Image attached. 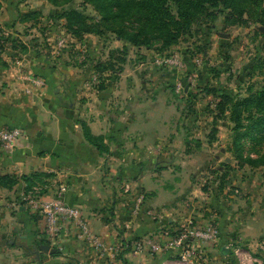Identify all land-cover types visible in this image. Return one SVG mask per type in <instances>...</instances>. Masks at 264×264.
Segmentation results:
<instances>
[{
	"label": "crops",
	"instance_id": "0c3cea01",
	"mask_svg": "<svg viewBox=\"0 0 264 264\" xmlns=\"http://www.w3.org/2000/svg\"><path fill=\"white\" fill-rule=\"evenodd\" d=\"M16 36L0 55V129L22 130L13 149L0 145V176L17 179L12 188H0V264L173 261V254L133 255L125 249L111 262L79 241L71 228L51 241L43 215L31 205L49 200L79 207L92 232L109 244L151 236L163 242L162 233L211 225L220 232L209 248L211 264H241L233 252L239 247L249 257L246 264H264V197L251 192L255 197L244 203L218 202L195 179L203 174L200 163H187L214 155L220 136L211 144L194 136L167 99L166 87L141 86L140 72L125 70L129 60L118 74L105 75V86L91 87L82 72L63 66L65 55L53 62L46 44H29L35 36ZM192 92L185 89L186 96ZM195 107V117L186 118L192 130L194 125L199 129L204 116ZM221 122L214 121L216 129ZM83 124L99 138L102 150L86 140ZM193 142L199 144L196 151L187 148ZM44 245L56 253L42 251ZM223 248L230 253L223 254Z\"/></svg>",
	"mask_w": 264,
	"mask_h": 264
},
{
	"label": "rangeland",
	"instance_id": "374dc122",
	"mask_svg": "<svg viewBox=\"0 0 264 264\" xmlns=\"http://www.w3.org/2000/svg\"><path fill=\"white\" fill-rule=\"evenodd\" d=\"M47 1L0 0L3 49L7 42L15 40L12 39L14 34L15 38H18L17 34L35 36L28 38L31 46L42 48L46 44L50 49L48 54L55 58L53 62L63 59L62 55H65L63 66L73 67L76 73L82 72L87 85L98 88L106 85V74H118L123 69V63L129 60L125 70L132 71L134 68L140 72L141 86L147 89L166 87L167 99L180 109L179 119H185L184 126L193 131L194 136L201 135L205 142L208 138L209 144L217 135L220 136L217 152L213 153L219 155L218 159L212 155L207 159L198 157L187 160L190 165L200 163L198 167H202L203 174H197L195 179L205 186L207 192L212 193L218 202L224 203H244L255 197L252 193L257 194V198L264 197V166L253 167L247 162L251 157L258 159L264 156V129L244 127L240 131L242 136L237 148L233 143L235 125L229 119L231 104L236 100L247 98L250 94L264 93V32L260 30L264 27V0H249V14L241 18L233 16L220 2L195 7L189 0H179V4L187 7L190 13L186 17V24L182 22L174 28L176 42L171 43L166 31L144 18L143 26L149 32L140 37V41H150V46L140 47L122 41L110 32H103L101 36L90 34L92 37L87 39L88 34L82 41L73 39L64 28L66 21L61 17L64 12L77 10L97 22L101 20L100 13L84 0H71L65 6L56 7ZM241 4H245L244 0ZM138 7L133 3L126 6L125 11L131 9L136 12ZM170 9L173 15L178 16L179 5L170 1ZM20 21L24 23L18 27L21 32L15 29ZM137 25L140 23L135 19L126 24L134 32L139 31ZM33 27L36 30L30 33ZM41 38H45V43ZM59 41L64 44L60 45ZM179 85L181 90H178ZM186 88H192V95H185ZM225 97L229 99L224 101ZM223 101L230 102L228 113L220 118L223 121L221 129H216L217 105ZM196 104L201 110L198 112L208 116L209 121H204L205 117L202 116V123L197 125L199 129L194 125L192 130L191 126H187L186 118L195 117ZM255 111L253 108L249 112ZM197 147L199 144L195 142L187 144L191 150L196 151ZM174 161L178 166L179 160Z\"/></svg>",
	"mask_w": 264,
	"mask_h": 264
},
{
	"label": "trees",
	"instance_id": "16d2710c",
	"mask_svg": "<svg viewBox=\"0 0 264 264\" xmlns=\"http://www.w3.org/2000/svg\"><path fill=\"white\" fill-rule=\"evenodd\" d=\"M86 3L92 4L96 10L101 15V20L92 21L88 16L82 15L77 10H69L62 14V19H65L64 28L67 33L73 38L82 41L86 35L94 34L101 36L103 32H110L115 34L117 38L122 41L129 42L135 47H140L142 45L150 46V41H140V37L146 35L149 30L143 26L142 19L147 18L148 21L156 23L158 27L171 37L170 42H176V37L173 36L174 28L185 22L186 17L190 13L187 7L179 4V0H84ZM170 1L175 2L179 5V14L175 16L172 14L170 9ZM195 7H205L206 5H217L222 3L224 7L231 11L233 16L241 18L244 14L248 15L250 3L249 0H244L245 4H241L242 0H189ZM256 1V0H255ZM53 6H65L71 2V0H48ZM133 3L139 5L136 12L131 9L125 11L126 6L132 5ZM1 8V4H0ZM135 9V10H136ZM124 10V11H122ZM135 19L140 25H137L139 31L134 32L127 28L126 24L131 20ZM133 29V28H132ZM2 30L0 28V46L2 45L3 37L1 36ZM4 44V42H3ZM4 52L1 46L0 55ZM262 94H250L247 98L236 100L231 104V116L229 117L235 125V136L233 137V143L240 147L241 134L240 131L244 127L248 128H263L264 129V113L260 114L258 110L264 111V99ZM225 97L224 101L228 100ZM219 102L217 105L218 114L217 118L225 116L227 111V106L230 102ZM255 108L256 111L249 112L251 109ZM247 113V116L245 115ZM253 113V114H251ZM246 121V122H245ZM84 136L86 140L92 145L98 147L100 150L103 146L100 144L99 138L93 137L91 131L83 124ZM249 129L247 133H249ZM239 133V134H238ZM246 133V132H245ZM248 135V134H246ZM239 144V145H238ZM242 158V157H241ZM264 156L255 159L250 158L247 160L248 164L255 166H264ZM17 183L16 178L9 176H0V188H12Z\"/></svg>",
	"mask_w": 264,
	"mask_h": 264
},
{
	"label": "built area",
	"instance_id": "2783aa9c",
	"mask_svg": "<svg viewBox=\"0 0 264 264\" xmlns=\"http://www.w3.org/2000/svg\"><path fill=\"white\" fill-rule=\"evenodd\" d=\"M64 42H60L63 45ZM178 86V89H180ZM22 137L20 128H1L0 145L11 150ZM32 208L41 213L45 220L47 238L55 241L67 228L75 230L77 239L88 243L101 258L115 262L129 249L133 255L148 252L157 254H173L169 264H211L210 246L214 245L220 232L216 226L198 227L189 225L175 232L162 233L165 241L160 242L157 236L138 238L126 243L109 244L94 234L82 210L63 201L31 202ZM241 264H246L248 255L242 248L233 250Z\"/></svg>",
	"mask_w": 264,
	"mask_h": 264
},
{
	"label": "water",
	"instance_id": "95a60500",
	"mask_svg": "<svg viewBox=\"0 0 264 264\" xmlns=\"http://www.w3.org/2000/svg\"><path fill=\"white\" fill-rule=\"evenodd\" d=\"M260 30L262 32H264V27H261ZM41 250L44 251V252H47V253L50 252L51 254H54L57 251L55 249H51V247L49 245L42 246ZM222 253L223 254H229L230 253V249L229 248H223Z\"/></svg>",
	"mask_w": 264,
	"mask_h": 264
}]
</instances>
